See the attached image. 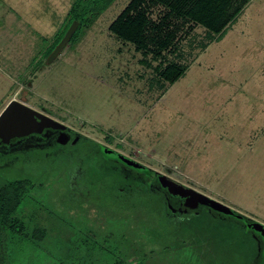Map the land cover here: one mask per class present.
Masks as SVG:
<instances>
[{"label": "rangeland", "instance_id": "1", "mask_svg": "<svg viewBox=\"0 0 264 264\" xmlns=\"http://www.w3.org/2000/svg\"><path fill=\"white\" fill-rule=\"evenodd\" d=\"M32 1L0 0V112L8 94L64 129L0 142V187H24L12 211L22 235L0 228V264H264L242 220L264 225V0H248L210 43L200 23L173 19L176 37L157 58L153 43L138 51L108 31L129 1L114 0L49 62L56 31L46 29L73 0ZM161 3L149 2L152 20ZM159 61L187 68L161 88ZM157 174L242 219L184 207Z\"/></svg>", "mask_w": 264, "mask_h": 264}, {"label": "trees", "instance_id": "2", "mask_svg": "<svg viewBox=\"0 0 264 264\" xmlns=\"http://www.w3.org/2000/svg\"><path fill=\"white\" fill-rule=\"evenodd\" d=\"M114 0H73L64 20L55 33V41L44 52V58L53 46L61 38L64 30L71 20L75 19L78 27L87 25L89 19L96 18ZM152 0H129L119 11L116 17L109 23L107 29L122 41L129 42L135 50L147 51L153 43L152 57H158L176 37V29H173V19L191 20L205 27L207 43L219 40L225 33L227 26L238 15L248 0H158L164 7L162 14L155 19L149 17L148 5ZM85 8V9H84ZM84 9L88 12H81ZM74 12V14H73ZM80 12V13H79ZM208 44H204L202 48ZM143 63V60H140ZM159 61L154 67L156 77L160 79L161 88L171 85L183 75L187 65H178L176 62H168L161 66ZM160 88V89H161ZM146 183L150 181L145 178ZM18 182L6 183L0 187V228H6L9 238L14 240V235H22V223L13 216L14 207L22 198ZM21 192V193H20ZM165 195V193H163ZM211 211V210H210ZM16 233V234H15ZM21 237V236H20Z\"/></svg>", "mask_w": 264, "mask_h": 264}, {"label": "water", "instance_id": "3", "mask_svg": "<svg viewBox=\"0 0 264 264\" xmlns=\"http://www.w3.org/2000/svg\"><path fill=\"white\" fill-rule=\"evenodd\" d=\"M77 24L78 22L76 20L70 22L61 38L47 55L46 62L51 61L62 50L76 29ZM55 129L63 130L64 126L18 100H10L0 112V142L29 133H41L43 130ZM102 149L106 156L116 158L124 165L136 171L145 172L149 176L153 175L152 172L146 170L144 165L135 160L121 155L114 150L104 147ZM155 183L157 187L164 190L168 198L182 200V205L184 207L195 208L197 205H202L208 207L211 211L242 219L241 215L234 213L229 206L194 191L189 187L183 186L168 176L157 174ZM242 220L245 222L246 228L252 229L258 236H260L262 249H264V225L254 221L246 222V220Z\"/></svg>", "mask_w": 264, "mask_h": 264}, {"label": "crops", "instance_id": "4", "mask_svg": "<svg viewBox=\"0 0 264 264\" xmlns=\"http://www.w3.org/2000/svg\"><path fill=\"white\" fill-rule=\"evenodd\" d=\"M27 2H26V7L29 9V8H31L32 7V5H33V3H34V1H32V0H26ZM29 5L31 6V7H29ZM12 11H13V9H11ZM15 12V11H14ZM19 12V11H18ZM29 13V12H28ZM39 13H41V12H39ZM67 13V11L65 12V14ZM18 14V13H17ZM19 14H20V12H19ZM30 14H31V10H30ZM30 21L31 20H29V18L27 19V26H25V27H28V26H30V27H32L33 28V26H31L30 25ZM62 21H63V19H61V21H59L57 24V26L56 27H53V28H51V29H46V31L48 30V32H51V36H52V34L55 32V31H57L58 30V28H59V26H60V24L62 23ZM32 24V23H31ZM32 25H34V24H32ZM27 30V29H26ZM32 30H38V27L37 26H35ZM19 35H20V33H19ZM0 46H1V42H0ZM16 54H18V51L17 50H15V55ZM4 55V53H2V52H0V59L1 60H3V59H5V58H7L8 57V55H9V53H6L5 54V56H3ZM2 57V58H1ZM4 57V58H3ZM8 94H5L4 95V98H3V102H2V104H3V107L5 106V104H7L10 100H12V99H14V97L13 96H8Z\"/></svg>", "mask_w": 264, "mask_h": 264}, {"label": "flooded vegetation", "instance_id": "5", "mask_svg": "<svg viewBox=\"0 0 264 264\" xmlns=\"http://www.w3.org/2000/svg\"><path fill=\"white\" fill-rule=\"evenodd\" d=\"M147 178H149V175L147 174ZM182 203V200L180 201Z\"/></svg>", "mask_w": 264, "mask_h": 264}]
</instances>
